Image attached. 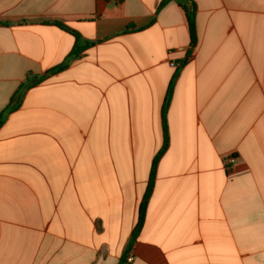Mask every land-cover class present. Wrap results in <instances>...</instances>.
I'll return each instance as SVG.
<instances>
[{
  "label": "crops",
  "instance_id": "obj_1",
  "mask_svg": "<svg viewBox=\"0 0 264 264\" xmlns=\"http://www.w3.org/2000/svg\"><path fill=\"white\" fill-rule=\"evenodd\" d=\"M193 2L0 0V264H264V0Z\"/></svg>",
  "mask_w": 264,
  "mask_h": 264
},
{
  "label": "trees",
  "instance_id": "obj_2",
  "mask_svg": "<svg viewBox=\"0 0 264 264\" xmlns=\"http://www.w3.org/2000/svg\"><path fill=\"white\" fill-rule=\"evenodd\" d=\"M187 1H188V3L184 5V8L186 9L187 20L189 23V29H190V35H191V44H192L191 46L194 47V45H196V43H197L196 21L194 20L195 16H196V6H195V3L193 2V0H187ZM57 25L60 26L62 29H66V30L68 29L65 25H63L61 23H57ZM90 45H93V44L87 43V46H90ZM79 51H80V47L78 45L76 47V49L74 50L73 54L75 56H77ZM64 67H65V65H62V66L57 67L55 69H51V71H49L47 73V75L48 76L51 74L53 75L56 72L64 69ZM46 79H47V76H42V77H39L37 79H28V81L25 84V87L30 88L36 84H39V83L45 81ZM166 144L164 146V149H166ZM156 169H157V163H155L153 168H152L149 186H148L147 192L143 198V201H141L142 204H141L140 210H139L138 223H137L136 227H134L135 229H134L131 241L129 243V246L127 248L126 254H128L131 251L133 244H134L135 240L137 239L138 235L140 234L142 227L144 225L145 217H146L147 204H148V201L151 197L153 187H154V181H155V177H156L155 176L156 175ZM126 262H127V256L122 257L120 264H126Z\"/></svg>",
  "mask_w": 264,
  "mask_h": 264
},
{
  "label": "built area",
  "instance_id": "obj_3",
  "mask_svg": "<svg viewBox=\"0 0 264 264\" xmlns=\"http://www.w3.org/2000/svg\"><path fill=\"white\" fill-rule=\"evenodd\" d=\"M172 67H177V66H179L177 63H171L170 64ZM234 162V158L232 157H227L226 159H225V165H226V167L227 168H230L231 167V165H232V163ZM132 260V258L130 257L129 259H128V261H131Z\"/></svg>",
  "mask_w": 264,
  "mask_h": 264
},
{
  "label": "water",
  "instance_id": "obj_4",
  "mask_svg": "<svg viewBox=\"0 0 264 264\" xmlns=\"http://www.w3.org/2000/svg\"><path fill=\"white\" fill-rule=\"evenodd\" d=\"M176 1H178V2H182V3H184V4H187V3H188L187 0H176Z\"/></svg>",
  "mask_w": 264,
  "mask_h": 264
}]
</instances>
